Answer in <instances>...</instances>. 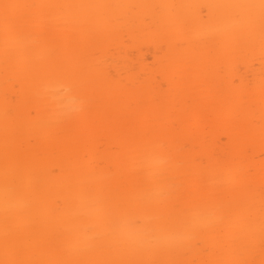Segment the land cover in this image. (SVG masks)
<instances>
[{
    "label": "snow or ice",
    "instance_id": "6c2138e0",
    "mask_svg": "<svg viewBox=\"0 0 264 264\" xmlns=\"http://www.w3.org/2000/svg\"><path fill=\"white\" fill-rule=\"evenodd\" d=\"M182 8L200 11L188 17L175 16ZM143 10L179 23L201 38L223 40L226 46L210 56L254 57L258 51L264 63V0L208 5L0 0L5 74L12 70L26 73L49 123L70 124L92 102L99 64L53 48L50 34L72 28L104 36L136 19ZM216 10L222 14L215 15ZM244 104L250 112L255 111L253 97H245ZM259 113L264 138V72L259 85ZM8 120L6 112L0 178L4 220L0 264H186L125 257L130 253L170 256L210 237L220 241L225 258L200 264H264V165L257 190L254 184L243 183L254 168L238 157L192 158L177 149L169 132L150 128L128 131L95 159L84 153L77 165V180L69 189L70 198L57 199L51 207L43 201L36 179L10 158ZM89 170L95 180L86 178ZM194 170L200 176L195 185L190 180ZM117 174L128 177L120 194H98L97 181ZM240 191L246 194L237 195ZM49 212H55L65 225L62 244L55 253L45 252L38 241L21 237L11 227L21 213Z\"/></svg>",
    "mask_w": 264,
    "mask_h": 264
},
{
    "label": "bare ground",
    "instance_id": "6f19581e",
    "mask_svg": "<svg viewBox=\"0 0 264 264\" xmlns=\"http://www.w3.org/2000/svg\"><path fill=\"white\" fill-rule=\"evenodd\" d=\"M25 2L208 5L230 0ZM199 11V8H182L174 15L188 17ZM221 14L220 10L215 11V15ZM238 39L242 41L243 37ZM49 40L53 48L99 64L92 102L70 124L49 123L30 77L15 70L5 74L0 46V178L4 169L7 112L10 158L36 179L43 201L51 207H55L57 199L70 198L69 189L77 180V165L84 153L90 160L95 159L117 143L120 134L149 128L173 134L177 149L185 150L192 158H240L254 168L253 175L243 183H252L259 189L264 165L259 85L264 63L258 51L254 57L210 56L226 46L223 40L201 38L193 30L149 10L141 11L136 19L104 36L68 28L52 32ZM245 97H253L254 112L245 106ZM86 178L96 179L91 170ZM199 179L194 170L190 177L193 185ZM127 183L126 175L117 174L98 180L96 187L100 195L118 196ZM11 227L21 237L38 241L45 252L55 253L62 244L65 225L55 212L21 213L12 220ZM3 229L0 209V258ZM125 258L200 264L223 259L225 252L220 241L210 237L196 247L170 256L130 253Z\"/></svg>",
    "mask_w": 264,
    "mask_h": 264
}]
</instances>
